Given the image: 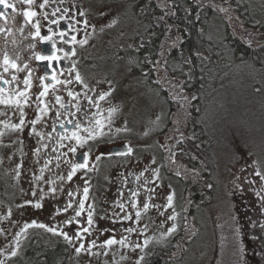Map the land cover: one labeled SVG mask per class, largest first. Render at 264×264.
<instances>
[{
    "label": "flooded vegetation",
    "instance_id": "af4514ba",
    "mask_svg": "<svg viewBox=\"0 0 264 264\" xmlns=\"http://www.w3.org/2000/svg\"><path fill=\"white\" fill-rule=\"evenodd\" d=\"M183 1L190 2V15L191 4L214 5V0H9L15 8L0 5L5 12L0 17L2 264H49L43 255L49 247H60L57 264H65L61 258L78 243L100 246L108 237L136 238L149 224L172 229L175 253L183 240L201 237L204 228L213 235V122L197 121L204 106L193 67L197 60L211 59L181 58L188 35L182 31ZM217 1L222 8L224 0ZM226 1L232 2L226 14L237 17L242 30L261 31L259 21L247 24L246 0ZM53 54L59 59H40ZM206 108L211 114L212 96ZM151 114L158 120L147 125ZM74 131L85 142L70 139ZM90 133L94 139H88ZM85 162L87 167L77 168L69 180L73 167ZM51 181L58 190L49 196ZM107 181L114 203L100 194ZM85 187L104 207L95 197L84 198ZM180 190L181 202L168 205V197ZM69 201L72 207L64 211ZM81 201L84 209L77 216ZM49 210L66 221L50 234ZM252 223L250 254L255 264H264V222ZM22 226L23 238L7 249L5 241Z\"/></svg>",
    "mask_w": 264,
    "mask_h": 264
},
{
    "label": "rangeland",
    "instance_id": "374dc122",
    "mask_svg": "<svg viewBox=\"0 0 264 264\" xmlns=\"http://www.w3.org/2000/svg\"><path fill=\"white\" fill-rule=\"evenodd\" d=\"M246 5L252 7V14L256 11L264 14V0H248ZM224 31L221 22L211 21V37L223 40ZM231 61L234 60L228 59L227 62ZM251 78L256 80V86L252 85ZM222 89L220 102L226 112L221 115L218 128L225 132V137L218 154L217 192L215 198L214 192L211 198L213 235H206L204 228L201 237L183 240L179 244L183 246L181 252L170 250L168 253V259L176 258L175 264H255L250 254L249 244L252 241L249 239L256 229L252 222H264V71L250 76L248 67L236 66L224 76ZM211 96L209 94L208 98ZM148 120L147 125L154 124L158 114H151ZM103 184L102 198L114 203L109 197L111 182ZM57 190L58 183L49 182V196L56 194ZM182 193L180 190L176 195L171 194V203L168 199L166 203L173 206L181 202ZM89 196L97 198L95 201L104 207L96 193H88ZM61 215L49 210V228L58 230L66 222ZM7 228L11 229L13 225ZM56 229L49 234L57 232ZM171 231L169 227L149 224L136 238L108 237L100 246L78 243L61 260L65 259V264H145L146 257L156 246L174 241ZM24 232L23 226L14 231L5 241L6 248H16ZM109 239H114L116 243L106 244ZM81 244L84 249L77 252Z\"/></svg>",
    "mask_w": 264,
    "mask_h": 264
},
{
    "label": "trees",
    "instance_id": "16d2710c",
    "mask_svg": "<svg viewBox=\"0 0 264 264\" xmlns=\"http://www.w3.org/2000/svg\"><path fill=\"white\" fill-rule=\"evenodd\" d=\"M190 2L183 1L182 26L183 33L188 35L182 47L181 58L189 57L210 58L211 61L197 60L193 65L194 73L197 75L195 83L198 84V96L203 103V110L197 112V121L209 123L213 122V178H214V198L217 192L218 174H219V150L223 146L225 132L218 128L220 126L221 115L225 114V107L220 102L224 76L235 69L236 66L248 67L249 75L255 72L264 71V27L261 31H244L238 18L226 14V5H232L230 1H222V8L214 0V5L202 7L203 2L198 6L191 4L193 8L191 15L188 14V5ZM248 3V0H246ZM187 5V6H186ZM236 10V8H235ZM245 14L250 26L259 21L258 25H264V14L256 11L251 13L252 7L246 5ZM253 12V10H252ZM255 14V15H254ZM259 17V18H258ZM212 20L221 22L224 28V38L216 39L211 37L209 26ZM242 40L245 41L242 42ZM245 56L248 61L243 64L238 62V58ZM235 58V61L227 62L228 59ZM252 80V85L256 86V80ZM212 95V111L209 114L206 108V101ZM199 100V104H200ZM210 115V116H209ZM175 247L174 241L161 244L153 249L145 260V264H175L176 258L168 259V253ZM60 247H49L43 255L49 261V264H57V252ZM57 257V258H56ZM36 260V259H35Z\"/></svg>",
    "mask_w": 264,
    "mask_h": 264
},
{
    "label": "snow or ice",
    "instance_id": "6c2138e0",
    "mask_svg": "<svg viewBox=\"0 0 264 264\" xmlns=\"http://www.w3.org/2000/svg\"><path fill=\"white\" fill-rule=\"evenodd\" d=\"M26 2H27V3H31L32 0H26ZM0 5H2L5 9H8V8H15V5L9 3V0H0ZM24 15L31 17V16L35 15V13H32V12H25ZM4 16H5V12L0 11V17H4ZM37 34H39V33H37ZM61 35H63V33H61ZM74 39H75V37H73V40H74ZM84 42H86V41H84ZM40 59H45V60H57V59H59V57L56 56L55 54H53V55H51V56H41ZM53 80H55V76H53ZM76 80H77V81H80V80H81V77H80V75H79L78 73H77V75H76ZM25 83H27V81H25ZM85 87H87V85H85ZM46 88H47V86H46ZM43 94H44V93H41V95H43ZM69 94L71 95V93H69ZM59 99H60V98L57 97V101H59ZM100 99H104V96L102 95V96L100 97ZM70 122H71V121H70ZM99 123H100V122L97 121V124H99ZM69 138H70V139H71V138H75V140H76L78 143H83V142H85V141H84V138L81 137V136H79V135L77 134V132H75V131L72 133V137H69ZM94 138H95V133H90L89 136H88V139H94ZM70 151L75 152V148H71ZM131 152H132V148L129 147V148L127 149V153L130 154ZM122 154H123V153H122ZM99 158H100V157H97V159H99ZM86 167H87V163H86V162L83 163V164H77V165H75V166L73 167L72 173L69 174L68 179H69V180L72 179V175L75 174V171H76L77 168H86ZM256 174H257V175H260L259 172H257ZM52 191L54 192L55 189H52ZM69 195H71V193H70ZM83 195H84V198L87 199V196H88V188H87V187L84 188V190H83ZM168 200H169V203H171L172 196H169V197H168ZM37 207H39V205H37ZM71 207H72V202L69 201V203H68V204L66 205V207L64 208V211H67V210H68L69 208H71ZM144 207L147 208L148 205L145 204ZM79 209H80V210L76 212V215H77V216L81 215V213H82V211H83V209H84V202H83V201H81V202L79 203ZM136 215H137V217H138V216H139V213H137ZM125 218H129V217H125ZM172 218H173V217H170V219H172ZM33 223H35V222H33ZM67 223H72V221H71V220H68ZM88 223H89V224L92 223V213H91V211H90L89 214H88ZM37 226H38V227H46V226L43 225V224H40V225H37ZM26 227H28V226L26 225ZM48 231H50V232H54L55 229H53V228H48ZM85 231H87V229H85ZM61 234L64 235L65 238H67V239H71L70 237L67 236V233H61ZM105 243L108 244V245H111V244L116 243V241H115L114 239H109V240H107ZM121 243H122V241H121ZM146 243H147V241H145V244H146ZM83 249H84V245L81 244L80 247L76 249V251H77V252H80V251H82ZM11 254H12L13 256H15V255H16V252L13 251ZM0 264H2V262H0Z\"/></svg>",
    "mask_w": 264,
    "mask_h": 264
}]
</instances>
